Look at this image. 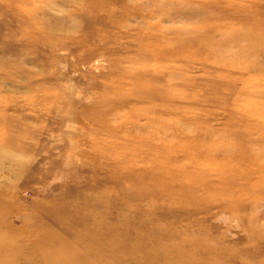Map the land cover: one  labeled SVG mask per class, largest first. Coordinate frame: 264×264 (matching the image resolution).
<instances>
[{
	"label": "rangeland",
	"instance_id": "obj_1",
	"mask_svg": "<svg viewBox=\"0 0 264 264\" xmlns=\"http://www.w3.org/2000/svg\"><path fill=\"white\" fill-rule=\"evenodd\" d=\"M1 220L0 264H264V0H0Z\"/></svg>",
	"mask_w": 264,
	"mask_h": 264
},
{
	"label": "bare ground",
	"instance_id": "obj_2",
	"mask_svg": "<svg viewBox=\"0 0 264 264\" xmlns=\"http://www.w3.org/2000/svg\"><path fill=\"white\" fill-rule=\"evenodd\" d=\"M94 204H96L97 206H99V203H93V205ZM121 222H125V223H128L129 224L130 221L128 220V218H126L125 220H122ZM121 222H119V220H117V221L115 220L114 223H113V225H112V228L111 229H109L108 231L102 232V233L99 232V233H97V236H99V237H103V236L104 237H108V236H111V237H114L115 238L119 234L118 233V230H116V229H117L119 223H121ZM1 223H2V220L0 221V226H1ZM159 231L160 230H158L157 232H154V230H149V232H147L146 230L138 231L136 233V236H137L136 239H137V244L138 245H133L131 247V245L129 244L130 243L129 241H127V242L124 241V242L119 243V245H116V247H115L116 249H114V252H117L118 251L120 253H123V252H131L132 251V253H134V251H135L134 249L138 250L139 249V246L142 247L143 245H146L147 240H150V237L153 238V236L158 235L159 234ZM85 232L87 233V236L88 237L91 236L92 237L91 239H93V236H94V233H95L94 231H92L91 229H88L87 231L85 230ZM125 233H127V236H130V233H128V231L125 232ZM76 241H77V243H80V242L85 241V239L84 238H76ZM116 241L119 242V239H117ZM4 242H7V241H4ZM4 242H3L2 245H0V249L2 251H6ZM1 243H2V241L0 242V244ZM7 244H10V243H7ZM68 247H70V246L68 245ZM103 251H107V249L105 248V250H104V248H103ZM3 258L4 257H0V260L3 259ZM75 261L78 262V260H76V259H75ZM142 262H148L147 261V258H145ZM142 262L141 261H137V262L132 263V261H128L127 263L126 262L125 263H122V262L118 261V263H114V264H141ZM100 263L101 262H99V264Z\"/></svg>",
	"mask_w": 264,
	"mask_h": 264
}]
</instances>
